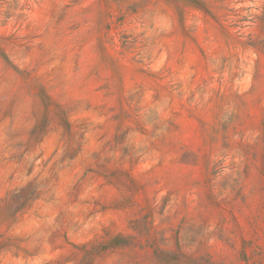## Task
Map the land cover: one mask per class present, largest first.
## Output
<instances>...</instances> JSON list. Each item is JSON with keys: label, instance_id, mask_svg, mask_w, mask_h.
Returning a JSON list of instances; mask_svg holds the SVG:
<instances>
[{"label": "rangeland", "instance_id": "374dc122", "mask_svg": "<svg viewBox=\"0 0 264 264\" xmlns=\"http://www.w3.org/2000/svg\"><path fill=\"white\" fill-rule=\"evenodd\" d=\"M0 264H264V0H0Z\"/></svg>", "mask_w": 264, "mask_h": 264}]
</instances>
